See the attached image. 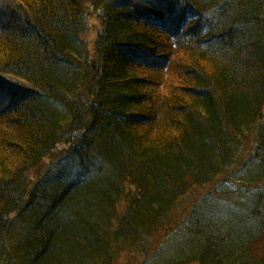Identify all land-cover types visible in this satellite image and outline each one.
<instances>
[{"label":"trees","instance_id":"16d2710c","mask_svg":"<svg viewBox=\"0 0 264 264\" xmlns=\"http://www.w3.org/2000/svg\"><path fill=\"white\" fill-rule=\"evenodd\" d=\"M263 235L264 0H0V264H264Z\"/></svg>","mask_w":264,"mask_h":264},{"label":"rangeland","instance_id":"374dc122","mask_svg":"<svg viewBox=\"0 0 264 264\" xmlns=\"http://www.w3.org/2000/svg\"><path fill=\"white\" fill-rule=\"evenodd\" d=\"M92 22L94 23V20ZM175 77H173L171 79L172 83H177L178 79H177V77L176 78ZM164 81H166V78H164ZM48 162H49V159L46 160L43 163L42 166L48 164ZM39 168H37L33 172L34 173L33 176H35V175L38 176L40 174ZM238 177H241V174H239ZM226 185H227V183H224L223 186H226ZM221 188H223V187L221 186ZM246 188H248V187L246 186L243 189H246ZM207 190H208V188H198L197 187L193 191H191L188 195H186L182 199V201H180L178 203V206H177V211L178 212L176 213V215L177 216H184L187 213L188 210H191L195 200L198 197H200ZM161 234H162V237H161ZM163 235H164L163 231H155L152 234L153 245L150 246L148 243H146V249H149V250L153 251L155 249V247L159 246V244L161 243L160 241L162 240ZM155 239L157 241H153ZM154 242H156V244ZM253 246H254L253 249H251L252 256L255 257V255H256L258 258H261L264 255V235L261 236L260 238H258V240H255L254 243H253ZM163 247H164V245H163ZM125 251H126L125 249H123V251H119L118 258L115 260V264H144L145 263V259L142 256H139V255L138 256H133V255H131L128 252L125 253ZM157 260L160 261V255L157 256ZM147 264H152V260H150Z\"/></svg>","mask_w":264,"mask_h":264}]
</instances>
